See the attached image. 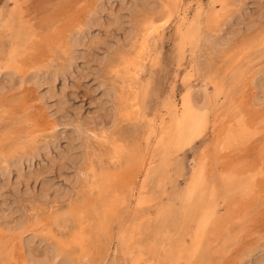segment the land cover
I'll use <instances>...</instances> for the list:
<instances>
[{
  "label": "rangeland",
  "instance_id": "1",
  "mask_svg": "<svg viewBox=\"0 0 264 264\" xmlns=\"http://www.w3.org/2000/svg\"><path fill=\"white\" fill-rule=\"evenodd\" d=\"M177 263L264 264V0H0V264Z\"/></svg>",
  "mask_w": 264,
  "mask_h": 264
},
{
  "label": "bare ground",
  "instance_id": "2",
  "mask_svg": "<svg viewBox=\"0 0 264 264\" xmlns=\"http://www.w3.org/2000/svg\"><path fill=\"white\" fill-rule=\"evenodd\" d=\"M182 1V0H181ZM174 7V6H173ZM171 8V7H170ZM172 10H173V8H171ZM174 9H175V7H174ZM168 10V9H167ZM178 10V9H177ZM200 11V10H199ZM173 14L174 13H172V11H168L166 14H164V15H162V17L159 19V20H156V21H152V22H150L149 21V24L147 25V27H146V29H145V31L141 34V35H139L138 36V38L140 39V46H139V51H138V53H137V51H136V55L137 56H131V57H129L128 59H127V64L129 65V64H131L134 60H135V58H137L138 59V66H140L141 65V63H142V61L145 59V56L147 55V53H148V50H149V46H150V40L152 41V37L156 34V33H158L160 30H162V29H164V27H166V26H168V23H169V21H170V19H171V17L173 16ZM161 15V14H160ZM208 21H209V19H208ZM200 22V21H199ZM195 26V25H194ZM193 27V26H192ZM191 27V28H192ZM189 28V27H188ZM198 29V28H197ZM140 31V30H139ZM194 31V30H193ZM192 32V31H191ZM139 32H137V34H138ZM188 34V33H187ZM189 35V34H188ZM218 38H221V39H219V40H216V41H214V43H213V48L215 49V50H219V49H222V48H224V46L228 43V37H224V36H222V37H218ZM185 39V38H184ZM191 40V39H190ZM137 41H139L138 39H137ZM182 44H184V43H182ZM181 44V45H182ZM147 57V56H146ZM136 59V60H137ZM121 61V60H120ZM133 65V64H132ZM135 66H136V64H135ZM142 69V68H141ZM11 70V69H10ZM127 70H130V69H127ZM207 70V69H206ZM127 72V71H126ZM125 73V72H124ZM134 75V74H133ZM263 75V74H262ZM130 76V75H129ZM129 76H126V77H128L129 78ZM132 76V75H131ZM131 78V77H130ZM130 80V79H129ZM125 81H126V79H125ZM134 81V80H133ZM130 83H128V82H126L125 83V85H129ZM127 87H129V86H127ZM125 89H126V87H125ZM125 91L123 90V91H121V93H120V100H122L123 98H126V96H125ZM118 94V93H117ZM197 94V93H196ZM128 96V95H127ZM204 100V99H203ZM129 101V100H128ZM204 106H205V104L204 103H202V102H197V101H195L194 100V98H193V96L192 95H188V96H185L184 98H183V101H182V104H181V109H180V116H179V119H178V124H179V135L178 136H180V139H181V143H183L184 141H188V140H192V138L196 135V134H198V133H200L202 130H204V129H206L207 128V126H208V119H207V117H206V115H207V113H206V111L207 110H204ZM124 108V107H123ZM122 108V111H121V113H120V115H121V117H123V118H126L127 120H132V119H134L135 117H137V114L135 113V112H133V110H134V106L133 105H128V107H127V109H123ZM210 111V110H209ZM156 124V123H155ZM138 125H139V123H138ZM146 125H147V123H146ZM57 126V125H56ZM56 126H54L55 128H56ZM143 127V126H142ZM152 127H153V125H152ZM161 127V126H160ZM55 128H53V129H55ZM154 128V127H153ZM147 130V129H146ZM148 130H149V128H148ZM150 130H151V128H150ZM149 130V131H150ZM236 130V129H235ZM143 131L145 132V130L143 129ZM232 131V130H231ZM233 132H234V130H233ZM232 132V133H233ZM240 132V131H239ZM245 132V131H244ZM106 133V132H105ZM229 133H231L230 131H229ZM238 133V132H237ZM242 133V132H241ZM241 133H240V135H241ZM83 134V133H82ZM154 134V133H153ZM160 134V133H159ZM247 134V133H246ZM245 133L244 134H242L240 137H241V140H242V138L244 137V138H247V137H245V135H246ZM84 135V134H83ZM155 136V135H154ZM232 136V135H231ZM159 137V136H158ZM166 137V136H165ZM230 137V136H229ZM156 138V137H155ZM154 138V139H155ZM176 138V137H175ZM105 139V138H104ZM226 139H228L227 137H226ZM230 139H232L231 137H230ZM238 139H240V138H238ZM178 140V139H177ZM231 141H233V140H231ZM226 142H228L227 140H226ZM89 143V142H88ZM88 145V144H87ZM149 145H150V141H149ZM232 145V144H231ZM90 148V147H89ZM88 150V149H87ZM150 151V150H149ZM121 152V151H120ZM89 153V152H88ZM119 153V152H118ZM94 155V154H93ZM146 158V157H145ZM85 160V159H84ZM168 160V159H167ZM169 161V160H168ZM145 162H147L146 160L144 161V163ZM89 163V162H88ZM82 167V166H81ZM147 166H146V164H145V167H144V170H145V168H146ZM95 174V173H94ZM87 176V175H86ZM82 180V179H81ZM77 181H79V180H77ZM81 182V181H80ZM247 182H249V180L247 181V180H236V181H229L228 182V187L230 188V189H237V190H242V191H245L246 189H247ZM78 183V182H77ZM85 184V183H84ZM78 189V188H77ZM79 190V189H78ZM98 201V200H97ZM116 207H117V205L115 206V209H116ZM92 208V207H91ZM114 208V207H113ZM114 209V210H115ZM109 210V209H108ZM112 210V209H111ZM115 212V211H114ZM116 212H117V210H116ZM78 213V212H77ZM127 213V212H126ZM115 215H116V213H115ZM57 217V216H56ZM53 218H55V217H53ZM85 218V217H84ZM116 218V217H115ZM56 219V218H55ZM54 219V220H55ZM53 220V219H52ZM57 221H58V218L56 219ZM56 223V222H55ZM105 229V228H104ZM209 232V231H208ZM82 233H84V231L82 232ZM167 233V232H166ZM5 235V234H4ZM112 235V234H111ZM59 248V251L57 252V250H56V252H57V258L60 256V252H61V248L60 247H58ZM63 248V247H62ZM56 249V248H55ZM84 250H86V248H84ZM50 252V251H49ZM84 252V251H83ZM23 253V252H22ZM80 253H81V251H80ZM85 253V252H84ZM84 253L82 254V255H84ZM25 253H23V255H24ZM22 256V255H21ZM83 257V256H82ZM26 258V257H25ZM81 259V258H80ZM27 261V260H26ZM84 261V260H83ZM24 262V261H23ZM178 264V263H177Z\"/></svg>",
  "mask_w": 264,
  "mask_h": 264
}]
</instances>
